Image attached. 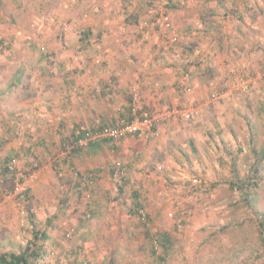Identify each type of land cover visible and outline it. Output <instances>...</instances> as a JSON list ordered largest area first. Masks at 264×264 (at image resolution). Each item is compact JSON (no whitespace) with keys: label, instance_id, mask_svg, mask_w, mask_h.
<instances>
[{"label":"rangeland","instance_id":"rangeland-1","mask_svg":"<svg viewBox=\"0 0 264 264\" xmlns=\"http://www.w3.org/2000/svg\"><path fill=\"white\" fill-rule=\"evenodd\" d=\"M262 41L264 0H0V252L22 251L40 230L49 238L34 264H264V161L257 185L239 188L264 147ZM73 56L142 69L166 60L188 75L192 90L174 107L196 112L173 118L168 152L105 153L126 186L110 166L81 172L71 135L35 123L32 99L64 79L41 70ZM41 132L60 143L37 145ZM18 178L25 197L11 194Z\"/></svg>","mask_w":264,"mask_h":264},{"label":"crops","instance_id":"crops-1","mask_svg":"<svg viewBox=\"0 0 264 264\" xmlns=\"http://www.w3.org/2000/svg\"><path fill=\"white\" fill-rule=\"evenodd\" d=\"M262 44L264 45L263 41ZM259 45L258 42H252L248 47V53L253 56L255 48ZM149 50L151 51V48ZM158 51H155L156 56H159ZM244 55H247V52ZM168 57L167 59H169ZM141 58L146 59L147 56ZM182 60L185 61L183 58ZM104 62L105 66L103 65ZM160 62L152 64V66L150 64V69H142L137 61L130 60V57L110 59L106 56V58L97 57L92 60H84L81 57L78 59L75 56L66 59L59 57L53 63L58 66L52 68L51 73L45 72V69L41 70V75L44 77L55 74L56 77L64 76V79L52 83L53 86L49 84L48 87L43 88L44 96L42 99H32L35 102V107H37L35 110L39 109V120L35 123L37 125L50 123L49 125L55 133L62 129L66 134L71 135L70 141L77 142L79 141L77 138L86 135L91 129L112 124L118 117L129 115L134 86H138L143 98L142 115L147 116L154 111L176 108L174 106L180 103L178 93L183 91L184 86H187L185 85V78L189 80L188 75L183 73L185 68H183L182 63L180 66V63L177 62L178 65L176 66L174 62L168 63L166 60ZM180 68L181 72L179 71ZM148 78L154 79L160 90L152 94L149 91L151 82H146ZM155 83H153L154 86ZM54 86L56 87L53 88ZM163 88L165 94L161 92ZM186 89L192 90L191 86H187ZM165 95L172 99L165 97ZM176 120L172 119L161 125L159 127L160 133L156 137L130 135L117 140L102 139L98 142L85 140L84 145L87 147L82 148L84 145L78 147L81 150L77 152L79 157L76 166L81 172H98L95 174L98 175L99 171L103 170L104 172L105 168L115 166V164H111L112 159L109 160L105 155L107 151L133 157L134 160L140 159V157L147 159L153 152H163L167 147L168 138L173 137L174 132L171 130L176 127ZM166 130H170L168 136H164ZM55 140L56 136L50 134L49 137H46L41 132L36 143L37 145H47L46 148L49 149L54 144L60 143L54 142ZM164 152H168V150ZM112 168H110L111 174ZM122 179L126 186L128 184L126 170ZM124 185L122 184V186ZM136 196H138L137 193Z\"/></svg>","mask_w":264,"mask_h":264},{"label":"built area","instance_id":"built-area-1","mask_svg":"<svg viewBox=\"0 0 264 264\" xmlns=\"http://www.w3.org/2000/svg\"><path fill=\"white\" fill-rule=\"evenodd\" d=\"M142 97L138 90V86L133 87V91L131 94V102H130V114L127 116H120L118 119L112 123L107 125H101L102 127L97 128L96 130L91 129L84 138L80 139L77 142L69 143L71 147L78 148L81 145H84V142L88 141H100L102 139H112L117 140L120 138H124L130 135H139L145 137H156L159 135V127L168 121L172 120L175 117H182L186 120L191 119L194 116V112L196 110H182L178 108H171L168 110H158L154 111L147 116L142 115ZM86 140V141H85ZM16 160H13V166L10 168H14ZM114 176L125 175V169L121 162H117L114 166ZM24 182L18 178L15 183L14 188L11 190L12 193H18L22 197L27 196V191ZM138 215L143 218L145 221L147 220V214L141 207L138 208Z\"/></svg>","mask_w":264,"mask_h":264},{"label":"trees","instance_id":"trees-1","mask_svg":"<svg viewBox=\"0 0 264 264\" xmlns=\"http://www.w3.org/2000/svg\"><path fill=\"white\" fill-rule=\"evenodd\" d=\"M171 8H175L176 4L174 3L170 5ZM87 33L84 35L86 38L89 37L91 34V30L87 29ZM102 126H99L97 128H100ZM97 128H94L93 130H96ZM86 135H82L83 138ZM80 138H77V140H80ZM75 150H81V148H77ZM11 157L6 158V164H8ZM264 161V147L262 148L259 157H257L256 161L251 167V173L250 176H248L247 183H243V185L239 186L242 188L245 187H251L257 185V181H254L255 178L258 177V171L260 169L261 163ZM5 164V165H6ZM2 174H9L10 169L8 166L4 167ZM115 168H112V174H114ZM235 184L239 185L240 182L236 181ZM15 186V184H14ZM12 186V189L14 188ZM250 192H247L246 195H249ZM261 226H260V233H259V240L262 245H264V219H261ZM262 227V228H261ZM33 239L30 245H28L25 249H23L20 252H0V264H34L35 261H37L38 257H42L43 255V244L40 243V241L44 242L46 239H48V235L45 234L43 231L40 230H34L33 231Z\"/></svg>","mask_w":264,"mask_h":264}]
</instances>
